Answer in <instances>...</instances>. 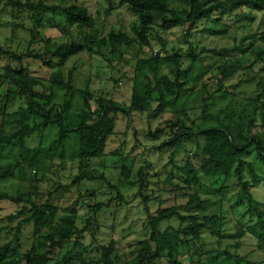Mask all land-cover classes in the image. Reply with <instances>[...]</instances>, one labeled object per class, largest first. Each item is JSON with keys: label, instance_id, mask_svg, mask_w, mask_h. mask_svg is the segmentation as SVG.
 Listing matches in <instances>:
<instances>
[{"label": "trees", "instance_id": "trees-1", "mask_svg": "<svg viewBox=\"0 0 264 264\" xmlns=\"http://www.w3.org/2000/svg\"><path fill=\"white\" fill-rule=\"evenodd\" d=\"M80 2L81 0H10L7 5L12 8L14 15H29L35 26L31 31L32 40H36L39 30L47 27L67 35L74 27L93 30L95 21ZM171 2L187 9L185 18L170 8ZM119 7L127 8L130 14L138 18V24L134 28L135 41L122 32L111 33L107 39H99L96 32L84 39L71 36L70 40L63 44L41 39V53L28 50L25 54L17 55L12 51L0 49V56L13 63L5 67L4 78L10 87L3 96L5 105L0 112V186L4 181L11 179L25 182L27 169H45V162L52 157L44 153L41 147L26 148L25 142L34 135L42 138L45 131L51 127L58 129L56 157L64 158L65 146L71 135L77 139V147L71 150L69 160L77 162L79 173L70 185L59 187L57 191L68 194L84 181L100 180L111 186L103 174L92 168V163L105 155L108 140L115 135L119 114L132 118L134 113H144L146 106L156 95L159 97L156 110L158 113H163L172 101L176 107L179 99L186 92L192 91L203 77V73L200 74L196 70L194 51L191 50L189 57L193 60L187 68H183L180 54L163 57L157 52L149 58L138 59L129 107L103 96L94 97L87 90L75 88L72 75L66 79L61 68L85 51L91 55L103 56L95 51L96 47L108 46L113 51L119 47L131 48L134 45L140 49L149 47V37L160 21L163 32L183 28L186 37H189L199 23L216 22L214 18L228 10L246 8L257 14L264 13V0H119ZM112 10L113 6H110L107 14ZM253 39L260 41L264 46V33L259 37L253 36ZM257 55L263 64L264 74V47ZM26 59L36 60L52 69L47 84L32 76L29 69L23 66ZM165 70H168L169 74H165ZM218 71L221 74V82L229 81L236 73V69L228 66L220 67ZM60 92H63V101L56 104L55 99ZM77 97L82 99L84 105L80 112H74V100ZM263 97L264 91L258 99ZM18 101H24L25 104L12 110ZM208 101V98L203 99L201 110L205 120L209 112ZM184 115L182 110L175 111V118L167 123H171L173 134L157 149L159 152H172L167 168L163 169L165 178L159 179V183L164 186L161 191L167 192L168 189L171 195L167 200L171 205L163 206L162 200L158 210L152 213L149 207L150 197L142 198L149 235L136 242L131 252L132 260L127 264H198L199 261H195L192 256L188 258V262L184 260L188 257L187 254L192 252V246L193 249L201 251L207 245L202 236L204 231L218 238L215 240L235 242H241L250 234L256 238L258 249L264 251L263 205L252 195L254 188L264 184V136L253 130V122L248 131L242 126L233 129L232 126L224 124L208 126L205 122L188 128L182 120ZM261 117L264 128V107ZM158 133L159 129L155 132L149 131L148 136L156 139L159 137ZM193 142L196 148L191 156L184 144ZM252 148L263 170L262 176L245 160ZM14 150L18 155L10 161L9 152ZM182 155L185 157L182 158L184 162L178 165L175 158ZM192 158L198 162L197 166ZM130 168L131 166L124 167L121 173L126 181H129L131 176ZM246 172L250 176V182L246 180ZM157 174L161 176L160 173ZM137 178L136 184L140 185L139 192L142 193L144 169L138 172ZM111 188L116 189L112 186ZM233 188H237L239 194L231 209L245 207V217L253 215L254 218L247 228L238 226L234 235H227L222 208L226 203L225 193ZM242 196L246 197V202H243ZM115 199L122 200L123 197L117 192ZM0 201L22 205L20 212L10 217L11 220L24 218L15 230L14 242H18L23 225L33 228L34 239L31 248L25 253L16 251L13 248L14 242L0 245V264H86L87 262L81 260L82 257L80 259L79 255H75L82 246L79 239L91 229V221L98 220V214L107 206L89 205L78 200L76 208L74 206L62 212L53 206L50 200L39 204L32 200L29 193L19 190L16 195H12L1 188ZM80 208H83L81 211L88 212L83 229L77 227ZM173 219L178 220V228L168 227L163 231L160 229L162 223ZM117 251L113 243L103 246L100 258L90 263L122 264ZM222 256L218 253L214 258L216 264H227L220 261ZM230 259L232 260V257ZM233 261L234 264H251L239 256H234Z\"/></svg>", "mask_w": 264, "mask_h": 264}, {"label": "rangeland", "instance_id": "rangeland-1", "mask_svg": "<svg viewBox=\"0 0 264 264\" xmlns=\"http://www.w3.org/2000/svg\"><path fill=\"white\" fill-rule=\"evenodd\" d=\"M9 1L0 0V49L12 51L17 55L25 54L28 50L41 53L43 49L41 39H50L54 43L63 44L68 42L71 36L84 39L96 32L99 39H107L111 33L122 32L131 40H136L134 28L138 24V18L130 14L127 8H120L119 0H81L80 5L88 9L95 21L93 30L74 27L67 35L47 27L39 30L36 40H32L31 31L35 29V26L29 15L25 13L14 15L12 8L7 5ZM169 5L185 18L187 9L184 6L173 2ZM110 6H113L114 10L108 15ZM214 19L216 22L199 23L189 37H186L183 28L163 32L160 21L149 37V47L140 49L134 45L131 48L119 47L114 51L108 46L96 47L95 51L103 56L91 55L85 51L61 68L66 79H69L70 74L72 75L75 88L87 90L94 97L103 96L127 107L132 100V81L138 59L149 58L157 52L163 57L180 54L183 68H187L193 60L189 57L193 50L196 56V70L200 74L203 73L201 82L192 91L186 92L179 99L176 107H174L175 102L172 101L163 113H158L156 110L159 97L156 95L154 100L146 106L144 113H134L132 118L119 114L115 135L109 138L105 155L92 163V168L99 174H103L108 179V183L116 189L111 188L104 181L97 180L84 181L68 194L57 191L59 187L70 185L79 173L77 162L69 160L71 150L77 147L76 137L70 136L65 146L64 158L56 157L58 150L56 127L46 130L42 138L34 135L26 140V148L41 147L43 152L52 159L45 162L44 170L27 169V178L23 183L14 179L4 181L0 186L2 191L16 195L21 190L31 194L32 200L39 204L50 200L51 204L62 212L74 207L78 200L87 202L89 205H107L98 214V220L91 221V229L79 239L82 246L75 255H79L80 259L82 257L81 260L87 262L86 264L99 259L102 247L111 243L117 248L122 264L129 263L132 260L131 252L136 242L149 235L142 198L150 197L149 207L152 213L158 210L162 200H164L163 206L171 205L167 201L171 195L168 189L167 192L161 191L164 186L159 183V179L165 178L163 169L167 168L172 152H159L157 149L173 134L170 128L171 123H167L173 121L176 110L184 111L182 120L188 128L205 122L208 126L224 124L232 126L233 129L242 126L245 131H248L253 122V130L264 136L261 117L264 97L258 99L264 91V74L262 73L263 64L257 55L264 46L260 41L253 39V36L259 37L264 33V13L257 14L251 9L244 8L228 10L224 14H218ZM9 64L13 65L7 58L0 56V97H2L0 112L5 105L3 96L10 87L9 82L4 78L5 67ZM23 66L29 69L32 76L48 83L52 69L33 59H26ZM223 66L236 69L234 77L229 81L221 82V74L218 70ZM163 72L169 74L168 70ZM205 98L209 99L206 120L201 113ZM62 101L63 92H60L55 103L59 104ZM24 104V101H18L12 110ZM83 106L82 99L75 98L74 112H80ZM157 129H159V137L150 138L149 131L155 132ZM184 147L193 156L195 142L185 143ZM9 155L11 161L18 152L14 150L9 152ZM182 158L185 159L183 155L175 158L178 165L183 164ZM245 160L253 166L257 174L262 176L263 170L253 148L249 150ZM192 161L196 166L198 165L194 158ZM130 166L131 176L129 181H126L121 173L124 167ZM141 169H144L145 176L142 193L139 192L140 185L136 184L137 175ZM157 173L161 176L159 177ZM246 180L249 182L251 180L247 172ZM238 191L237 188H233L225 193L226 203L223 205L222 212L225 216L224 230L227 235H234L238 226L247 228L254 218L253 215L245 217L247 215L245 207L231 209L237 200ZM117 192L123 197L122 200L115 199ZM252 195L263 205L264 210V184L261 183L254 188ZM241 199L243 202L247 201L246 197L242 196ZM21 208L22 205L0 201V245L14 242L15 230L24 218L11 220L10 217L18 214ZM82 209L80 208L78 212L77 227L79 229L85 227L88 219V212L81 211ZM178 226V220L173 219L162 223L160 229L163 231L168 227L178 228ZM32 234L33 228L23 225L22 233L18 237V242H14L13 248L20 253L27 252L34 241ZM202 236L207 245L201 251L193 249L192 246V252L187 254L188 257L184 262H188V258L192 256L195 261H199L198 264H216L217 261L214 258L221 253L223 256L220 257V261L227 264L235 263L234 256L245 258L251 264H264V251L258 249L256 238L250 234L246 235L241 242L215 240L218 238L207 231H204Z\"/></svg>", "mask_w": 264, "mask_h": 264}]
</instances>
